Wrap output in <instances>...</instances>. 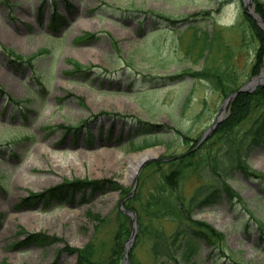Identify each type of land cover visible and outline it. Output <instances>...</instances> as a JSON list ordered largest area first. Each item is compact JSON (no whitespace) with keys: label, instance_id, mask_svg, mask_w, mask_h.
<instances>
[{"label":"rangeland","instance_id":"obj_1","mask_svg":"<svg viewBox=\"0 0 264 264\" xmlns=\"http://www.w3.org/2000/svg\"><path fill=\"white\" fill-rule=\"evenodd\" d=\"M53 12L59 13L62 23L51 33L47 27ZM242 13L243 0H0V87L5 91L0 90V264H76V256L65 248H82L94 236L87 211L107 218L98 237L100 253L109 254L117 232L119 192L90 197L89 188L78 191L72 202L64 201L48 211L42 203L33 208L23 201L30 193L72 180L114 179L131 190L135 180L129 178L133 171L129 174L128 159L145 151L130 148L137 119L180 127L189 136L201 138L224 98L185 73L203 67L199 52L205 50L211 56L217 31L218 38L222 36L236 53L234 68L243 84L251 79L254 44L247 39L248 45L240 48L236 25ZM204 31L212 36L210 43ZM84 33L96 37L76 41ZM194 35L198 39L193 44ZM4 47L22 58L39 57L28 67L12 62ZM220 50L217 62L225 48ZM71 59L93 66L89 77H67ZM35 69L44 70L41 79L47 82L36 78ZM187 94L190 99L181 110ZM73 127L80 130L73 132ZM246 128L250 130L249 125ZM178 138L171 132L164 138L169 149L165 144L152 148L160 149L157 156L187 152L188 145ZM262 139L258 143L248 139L247 159L264 173ZM148 140L142 137L132 145ZM156 177L147 180L142 200ZM228 182L248 201L246 206L223 199L194 212L197 220L225 234L224 251L211 253L203 244L191 261L179 256L180 264H264V235L253 219L254 214L264 220L260 197L264 187L260 192L259 182H248L239 173L230 175ZM207 183L199 176L189 177L182 183L181 196L188 202L197 190L214 191L216 180ZM165 226L169 232L176 229L172 222ZM37 232L58 241L45 247L21 246L27 235ZM139 235L130 253L135 250L139 264H153L151 238L145 236L137 245Z\"/></svg>","mask_w":264,"mask_h":264},{"label":"trees","instance_id":"obj_2","mask_svg":"<svg viewBox=\"0 0 264 264\" xmlns=\"http://www.w3.org/2000/svg\"><path fill=\"white\" fill-rule=\"evenodd\" d=\"M256 11L264 20V3L260 0H254ZM53 23H60L55 16ZM244 24L242 32L257 43L254 50V59L252 67L249 69L250 77L258 75L264 64V32L257 26L256 22L248 15L243 16ZM95 37L94 34L85 33L77 38L78 42L88 41ZM12 57L17 59V63L32 65L38 55L22 58L14 52L9 51ZM204 66L199 71L187 72L186 76H191V80L203 81L209 84L221 98L228 97L231 93L238 90L242 85L239 72L233 66L227 64L234 56V53L227 51L223 56L221 64L208 59L204 53ZM72 66L71 70L66 72L70 77L84 76L88 77L92 67L85 66L73 60H68ZM38 74V71H36ZM42 74V73H41ZM39 73V75H41ZM189 100V94L184 103ZM83 104V100H81ZM141 131L147 133H158L164 128L163 125L153 124L151 122L138 121ZM247 125L250 130H247ZM186 144L197 143L188 134L176 130ZM160 135V134H159ZM264 136V86H260L253 93H242L231 104L230 114L215 131L212 138L200 149L190 152L184 157L173 159L170 162H153L147 166L146 174L141 177L139 188L136 194L129 198L125 203V208L135 210L138 214L140 224V235L138 243L145 236L151 238L150 252L155 262L153 264H167L169 261H175L180 255L184 259H189L192 255L200 252L203 244L210 248L211 253H218V250L224 251L225 234L218 231L212 225L199 221L194 218L193 213L196 210H203L208 206L219 203L223 199L231 203L239 202L246 205L245 199L239 192L235 191L228 178L232 174L239 173L250 182H259V186L264 187V174L253 169L247 162L248 139L253 143L262 141ZM158 143H162L159 140ZM154 145L146 142L143 147ZM193 149V148H191ZM152 175L157 176L156 184L148 190L144 200L141 199L142 190L146 182ZM201 177L207 184L216 180L214 191L206 188L197 190L191 200L185 202L181 196V187L184 180L189 177ZM218 177L220 179H218ZM91 188V196L106 192L122 191L124 198L129 190L120 186L112 179L89 181L73 180L66 181L58 187L44 191L43 193H31L29 198L23 201L27 207H35L43 203V209L49 210L51 206L63 201L72 202L74 194L79 190H85V187ZM117 232L114 234L113 245L109 254H101L99 251V233L105 225L107 218L93 211L86 212V218L92 223L95 234L92 239L83 248H72L67 246L65 251L71 255L77 256L76 264H122L124 256L125 242L130 237L131 219L122 211L117 212ZM260 231L264 234V220L256 219ZM167 222L175 223V230L169 232L165 224ZM56 237L50 238L44 233H34L28 235L21 243L22 247L30 245L47 246L57 242ZM135 246V248L137 247ZM131 264H139L135 258V250L131 253ZM239 264V263H237Z\"/></svg>","mask_w":264,"mask_h":264},{"label":"water","instance_id":"obj_3","mask_svg":"<svg viewBox=\"0 0 264 264\" xmlns=\"http://www.w3.org/2000/svg\"><path fill=\"white\" fill-rule=\"evenodd\" d=\"M264 84V77L263 76H259V77H255L253 78L250 82H248L247 84H245L243 87H241L239 90L235 91L233 94H231L222 104L219 114L215 120V123L205 132L202 140L200 141L198 146H201L206 140H208L212 134L214 133L215 129L218 127V125L225 119V113L227 111V109L229 108L230 104L233 102V100L241 93H251L253 91L256 90V88L261 85ZM153 160H162V159H158L156 156H151L149 158H145L136 168V173H135V177H136V185H137V181H138V176L140 174V172L142 171V169L150 162ZM133 178V177H132ZM133 219V231L131 234V237L129 239V241L126 244V249H125V264H129V251L131 249V246L133 244V242L135 241V237L137 235V232L139 230V226H138V222H137V216L135 212H127Z\"/></svg>","mask_w":264,"mask_h":264},{"label":"bare ground","instance_id":"obj_4","mask_svg":"<svg viewBox=\"0 0 264 264\" xmlns=\"http://www.w3.org/2000/svg\"><path fill=\"white\" fill-rule=\"evenodd\" d=\"M263 77H264V73H263ZM159 152V150H152V151H147L145 153H141L139 155H134L132 156L130 159H128V171L129 174L131 173V171H135L136 167H138V165L145 159V158H149L153 155H157ZM128 173V172H127Z\"/></svg>","mask_w":264,"mask_h":264}]
</instances>
